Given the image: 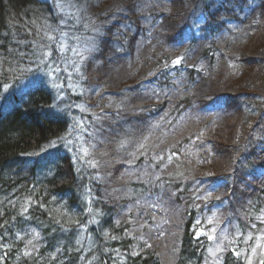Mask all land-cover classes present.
<instances>
[{"label":"trees","instance_id":"obj_1","mask_svg":"<svg viewBox=\"0 0 264 264\" xmlns=\"http://www.w3.org/2000/svg\"><path fill=\"white\" fill-rule=\"evenodd\" d=\"M60 3L73 102L31 70ZM262 239L264 0H0V264H207L215 241L248 264Z\"/></svg>","mask_w":264,"mask_h":264},{"label":"rangeland","instance_id":"obj_2","mask_svg":"<svg viewBox=\"0 0 264 264\" xmlns=\"http://www.w3.org/2000/svg\"><path fill=\"white\" fill-rule=\"evenodd\" d=\"M50 1L52 2L53 0ZM60 6L61 10L66 15V19H68L67 17L71 18L74 15H77V12L73 11L68 3H60ZM70 20L68 19L63 23V27L67 29L63 39V48L61 44L58 47V50H46L43 53V56L38 57V64H31V70L35 69L37 75H43L46 80L51 82V84L55 87L57 86L62 93V100H70L73 102V99H71L69 95L77 92V78L79 77L78 73L80 71L85 49L84 45L86 42L82 40L79 45L73 46L71 44L69 40V33L71 32V28H69ZM71 134L72 137L70 141L75 139L76 144L81 147L83 138L81 130H73V133ZM84 151L85 150H81V152ZM157 181L158 179L156 177L151 184L156 183ZM260 241L258 240L257 245L254 247L255 253H253V251L250 252L249 260L251 262H256L258 259H264V239ZM222 245L223 242L215 241V245H213L209 253L207 264H218V257Z\"/></svg>","mask_w":264,"mask_h":264},{"label":"snow or ice","instance_id":"obj_3","mask_svg":"<svg viewBox=\"0 0 264 264\" xmlns=\"http://www.w3.org/2000/svg\"><path fill=\"white\" fill-rule=\"evenodd\" d=\"M50 39H51V38H50ZM176 63L179 64V63H180V60L178 59V60L176 61ZM252 251H253V253H255V249H253ZM248 264H252V262L249 260V261H248ZM260 264H264V260H261V261H260Z\"/></svg>","mask_w":264,"mask_h":264}]
</instances>
